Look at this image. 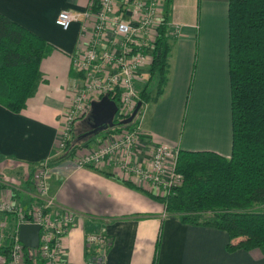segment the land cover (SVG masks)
<instances>
[{
	"label": "crops",
	"instance_id": "crops-1",
	"mask_svg": "<svg viewBox=\"0 0 264 264\" xmlns=\"http://www.w3.org/2000/svg\"><path fill=\"white\" fill-rule=\"evenodd\" d=\"M89 1L0 0V13L54 47L40 63L42 77L25 109L13 113L0 106V158H7L0 161V171L20 166L23 177L20 185L10 182L15 193L7 187L0 189V197L16 194L22 210L39 197L28 179L29 164L56 156L59 115L82 84L72 57L84 48L81 33L87 20L73 22L64 30L55 18L61 10L80 13ZM168 20L170 30H177L171 36L168 83L156 102L142 106L135 121L142 131L139 157H149L152 147L162 142L175 149L209 150L228 157L232 142L228 0H173ZM148 66L140 68L137 87L147 80ZM72 134L76 136V130ZM100 140L82 145L92 146ZM49 171L48 193L54 203L77 213L64 239L70 264H152L162 221L157 264H264L257 249L228 251L225 231L183 224L143 191L101 173H113L109 166L78 167L69 156L51 163ZM3 218L0 214V221ZM7 218L13 224L14 216ZM98 232L113 239L105 254L86 243V234Z\"/></svg>",
	"mask_w": 264,
	"mask_h": 264
},
{
	"label": "trees",
	"instance_id": "trees-1",
	"mask_svg": "<svg viewBox=\"0 0 264 264\" xmlns=\"http://www.w3.org/2000/svg\"><path fill=\"white\" fill-rule=\"evenodd\" d=\"M172 1L163 0L165 8L152 43L148 77L138 93L142 106L156 102L168 83V59L172 48L168 13ZM228 29L230 155L225 157L209 150L178 149L175 171L183 176V182L163 196L144 190L111 172L101 173L143 191L161 203L166 214L176 216L183 224L225 231L228 251L243 249L250 252L257 249L264 256V0H228ZM53 48L40 35L0 13V106L13 113L25 109L27 100L36 93L42 77L40 63ZM194 67L195 62L193 70ZM153 80L156 86L154 92L150 88ZM192 80L193 74L188 96ZM109 96L118 104V93ZM137 115L129 124H122L124 119H115V125L105 130L106 134L130 128ZM81 119L83 125L75 128V123ZM91 120L88 113L73 122L71 133L77 130L78 135L72 134L62 151L66 152L65 155L47 160V167L61 157L70 156L73 159L77 148L93 140L94 136L78 139L90 129ZM3 159L7 158H0V161ZM42 164L43 161L29 164L31 179L34 169ZM31 179L29 181H33ZM10 184L0 179V189L9 187L15 193ZM9 199L19 205L16 194ZM31 206L23 210L28 219L27 212ZM0 214L5 217L0 222V228H4L8 236L4 238L0 235V242L15 243V232L20 224L17 213ZM8 215L14 216L13 224H9ZM162 229L163 221L157 234L152 264H157ZM112 240L104 234L103 245L95 248H100L105 254L112 246ZM23 251L26 264H45L38 249L34 254L31 248L23 247Z\"/></svg>",
	"mask_w": 264,
	"mask_h": 264
},
{
	"label": "built area",
	"instance_id": "built-area-1",
	"mask_svg": "<svg viewBox=\"0 0 264 264\" xmlns=\"http://www.w3.org/2000/svg\"><path fill=\"white\" fill-rule=\"evenodd\" d=\"M162 4L163 0H90L80 13L58 12L55 24L64 30L73 22H87L81 33L84 48L72 57V67L82 84L73 93L66 110L59 115L54 154L64 150L72 137L73 122L89 113L92 101L118 93L114 118L126 119L132 113L138 101V72L149 64L150 54L146 51H153L156 27L163 15ZM176 33V28L170 30V36ZM141 135L137 123L107 133L99 143L77 148L74 163L78 167L109 166L118 178L141 188L147 187V191L156 195H166L183 182V176L175 171L178 149L162 142L152 147L149 157L140 158ZM47 165V160H43L32 174L39 197L27 212L30 218L9 198L0 197V212L17 213L20 224L40 226L39 245L31 248V253L38 249L45 264H70L64 239L77 213L54 203L48 193L50 171ZM15 233V243L0 242V264H26L18 229ZM85 239L88 246L103 245L104 234L88 233Z\"/></svg>",
	"mask_w": 264,
	"mask_h": 264
},
{
	"label": "water",
	"instance_id": "water-1",
	"mask_svg": "<svg viewBox=\"0 0 264 264\" xmlns=\"http://www.w3.org/2000/svg\"><path fill=\"white\" fill-rule=\"evenodd\" d=\"M90 118L93 123L91 129L78 139L92 137L99 134L102 131L112 128L115 125L114 117L117 111L116 102L109 96H103L100 100L92 101L90 105ZM142 106L141 101H137V104L126 119L121 121L122 124H129L133 121L138 111ZM39 229L40 226L34 223H23L18 226V239L19 242L26 248H35L39 244Z\"/></svg>",
	"mask_w": 264,
	"mask_h": 264
},
{
	"label": "rangeland",
	"instance_id": "rangeland-1",
	"mask_svg": "<svg viewBox=\"0 0 264 264\" xmlns=\"http://www.w3.org/2000/svg\"><path fill=\"white\" fill-rule=\"evenodd\" d=\"M71 26V25H70ZM177 34V33H176ZM146 83V80H144L143 79V81L142 82H140V84H139V90L143 87V85ZM155 82H154V80L153 81H151L150 82V88H151V90H152V92H154V90H155ZM89 113H90V111H89ZM138 116H139V114L137 115V117H136V120H137V118H138ZM82 121L81 120H78L76 123H75V126H76V128H78L82 123H81ZM106 134V132L105 131H102V132H100L99 134H96V135H94V137H93V140H99L100 138H102V136H104ZM76 136L78 135V132H77V130H76V134H75ZM19 168H21L20 166H17L16 167V169H14V168H10V167H6V168H4L2 171H0V179L1 180H3V181H5L6 183H12V184H15V185H20L21 184V180L23 179V177L21 176L22 175V172L19 170ZM30 170H28V172H29ZM27 173V172H26ZM28 174V173H27ZM34 174V173H33ZM29 180L31 179V178H28ZM31 180H33V175H32V179ZM20 182V183H19ZM30 182V184L33 186V189H34V191H36V192H38L37 191V187L35 186V183H34V181H29ZM33 182V183H32ZM2 221V220H1ZM0 221V222H1ZM4 230V228H0V235L1 236H4V238H7L8 236L6 235V231H3ZM6 230H7V228H6ZM2 232V233H1ZM39 245V244H38ZM36 248V247H35ZM102 253H103V250H102Z\"/></svg>",
	"mask_w": 264,
	"mask_h": 264
},
{
	"label": "flooded vegetation",
	"instance_id": "flooded-vegetation-1",
	"mask_svg": "<svg viewBox=\"0 0 264 264\" xmlns=\"http://www.w3.org/2000/svg\"><path fill=\"white\" fill-rule=\"evenodd\" d=\"M92 123H93L92 120H91V122L89 121V127H90V129H91V125H92ZM90 129H89V130H90ZM89 130H88V131H89Z\"/></svg>",
	"mask_w": 264,
	"mask_h": 264
}]
</instances>
